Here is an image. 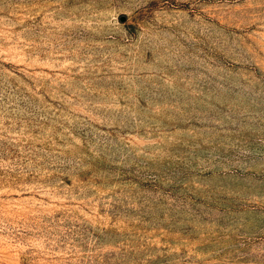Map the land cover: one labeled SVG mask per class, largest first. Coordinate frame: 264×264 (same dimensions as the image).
Masks as SVG:
<instances>
[{
    "label": "rangeland",
    "instance_id": "rangeland-1",
    "mask_svg": "<svg viewBox=\"0 0 264 264\" xmlns=\"http://www.w3.org/2000/svg\"><path fill=\"white\" fill-rule=\"evenodd\" d=\"M0 264H264V0H0Z\"/></svg>",
    "mask_w": 264,
    "mask_h": 264
}]
</instances>
